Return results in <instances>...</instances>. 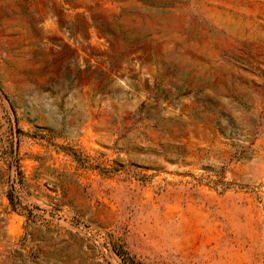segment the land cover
<instances>
[{"label":"rangeland","instance_id":"374dc122","mask_svg":"<svg viewBox=\"0 0 264 264\" xmlns=\"http://www.w3.org/2000/svg\"><path fill=\"white\" fill-rule=\"evenodd\" d=\"M0 264H264V0H0Z\"/></svg>","mask_w":264,"mask_h":264},{"label":"trees","instance_id":"16d2710c","mask_svg":"<svg viewBox=\"0 0 264 264\" xmlns=\"http://www.w3.org/2000/svg\"><path fill=\"white\" fill-rule=\"evenodd\" d=\"M12 199V198H11Z\"/></svg>","mask_w":264,"mask_h":264}]
</instances>
